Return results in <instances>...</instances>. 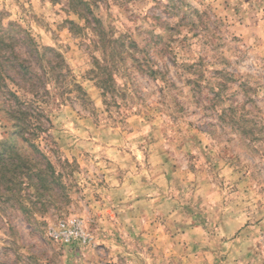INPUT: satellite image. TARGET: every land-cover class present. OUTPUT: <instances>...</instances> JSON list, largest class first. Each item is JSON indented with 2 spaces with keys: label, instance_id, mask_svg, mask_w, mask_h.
<instances>
[{
  "label": "rangeland",
  "instance_id": "obj_1",
  "mask_svg": "<svg viewBox=\"0 0 264 264\" xmlns=\"http://www.w3.org/2000/svg\"><path fill=\"white\" fill-rule=\"evenodd\" d=\"M0 153V264H264V0H0Z\"/></svg>",
  "mask_w": 264,
  "mask_h": 264
},
{
  "label": "trees",
  "instance_id": "obj_2",
  "mask_svg": "<svg viewBox=\"0 0 264 264\" xmlns=\"http://www.w3.org/2000/svg\"><path fill=\"white\" fill-rule=\"evenodd\" d=\"M77 13L81 16H83V12L76 10ZM93 33H97V48L99 49V51H101V57L99 58H95L94 61V65L96 66V68L101 72V73H93L94 76L93 78H96V82L97 85L102 88L103 90V96L106 97L108 94H112L114 95L115 93V88H114V76H113V72L112 70L108 69V65L110 64V61L113 62L111 63V68L112 65L114 64L113 60H108L106 58V55L104 53L105 51V46L106 43L109 45V47H111V45H113V49L114 50H118L121 49L123 47H121V45H119V43L116 41H106L104 42V35L102 36L103 32L101 29H92ZM122 46H124L122 44ZM45 51L47 52H51L52 49H45ZM46 53V52H45ZM42 54L40 55V58L44 59L47 63V70L46 67L44 68L43 73H37L34 72L32 73V75L35 76V79L37 81V85H33L32 87H23L22 89L25 92V96L27 95H35L36 96V100L31 102L30 100L28 101V99L24 102L26 107L22 108L21 105L18 106V108L13 111V133H12V137L16 136L19 137L21 139H26L25 136L27 134H31L34 135L35 130H40L41 127L40 126H35L32 123V120H39V118L43 115V109L42 107H37V103L42 102L43 99L42 97L45 95H49L50 94V78H52L55 83L57 84V89L59 91H61V85H62V81H61V75H62V71H59L61 68L63 69V60L61 61H55L53 60L52 57H47L46 54ZM102 69H104V72L102 71ZM28 73V72H27ZM49 74V75H48ZM43 85L45 87L44 92L41 93L42 91L40 90V86ZM75 91L77 93H80V97L81 98H85L86 94L84 93L83 89L79 86L76 85V89ZM41 94V95H40ZM39 96V97H38ZM61 96H63V93L61 94ZM114 97V96H113ZM15 98H19L18 96H16ZM20 104V103H19ZM22 105H24L23 103H21ZM5 148L8 146L7 144H2ZM13 146V145H12ZM37 149V147L35 148ZM2 153H0V157H2ZM26 159V158H25ZM27 160V159H26ZM31 162V161H30ZM33 162V161H32ZM35 163V162H34ZM37 165V164H35ZM39 172L37 173V177L42 181V182H48L47 180V175L46 172L39 167Z\"/></svg>",
  "mask_w": 264,
  "mask_h": 264
},
{
  "label": "built area",
  "instance_id": "obj_3",
  "mask_svg": "<svg viewBox=\"0 0 264 264\" xmlns=\"http://www.w3.org/2000/svg\"><path fill=\"white\" fill-rule=\"evenodd\" d=\"M65 225H63V227H64ZM60 235L58 234V233H55V237H59Z\"/></svg>",
  "mask_w": 264,
  "mask_h": 264
}]
</instances>
